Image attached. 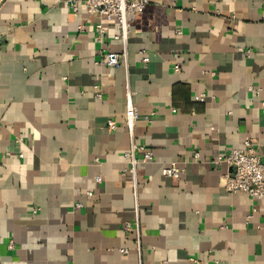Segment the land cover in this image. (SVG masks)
<instances>
[{
    "label": "crops",
    "instance_id": "0c3cea01",
    "mask_svg": "<svg viewBox=\"0 0 264 264\" xmlns=\"http://www.w3.org/2000/svg\"><path fill=\"white\" fill-rule=\"evenodd\" d=\"M131 19L128 64L108 67L116 19L99 44L100 19L66 0H0V264H264V199L229 192L222 159L264 149V0H150ZM128 85L155 156L137 191Z\"/></svg>",
    "mask_w": 264,
    "mask_h": 264
},
{
    "label": "built area",
    "instance_id": "2783aa9c",
    "mask_svg": "<svg viewBox=\"0 0 264 264\" xmlns=\"http://www.w3.org/2000/svg\"><path fill=\"white\" fill-rule=\"evenodd\" d=\"M71 6L74 13H79L82 8L88 14V16L98 17L100 20L96 23L97 42L103 44L106 38V28L103 20L116 19L118 21L119 32L116 35L118 40H121L124 44L123 51L120 52H108L100 50V56L96 64L104 65L108 67L119 66L122 62L128 64V52L127 42L129 38V32L131 28V16L143 12L146 6L150 3V0H66ZM83 25H80V29H83ZM250 50L246 53L250 54ZM140 53L144 55L143 61L148 63L150 57L147 55L145 49L140 50ZM176 70H179V65L175 66ZM258 88L257 94L260 93ZM207 98L206 93H200L196 95V99L204 101ZM264 106V101H262ZM139 118V111L134 104L132 95L127 92V108L122 125L125 126L130 136V146L124 154V158L128 164L127 172L131 177L132 184L137 191L139 183V165L153 161L155 158L153 150L141 144L137 141L135 126ZM120 124L114 119L107 120V127L110 131H115L119 128ZM196 157L199 154H195ZM234 169L232 173L224 175L226 189L229 192H244L256 199H264V149L260 142L252 137L245 139L242 146L231 149L223 158ZM97 162L100 160L97 158ZM165 176L179 180L185 172V169L177 162L171 161L165 165L162 169ZM97 182L103 181L102 175L96 176ZM88 196L92 193L88 192ZM83 206L82 202H76L74 208L78 209ZM125 229L127 231L135 230L137 238L141 236V224L137 219L136 223L126 222ZM139 242V241H138ZM14 246V243H11ZM138 249L141 251L140 243H138ZM123 253H127L128 249L122 248Z\"/></svg>",
    "mask_w": 264,
    "mask_h": 264
}]
</instances>
